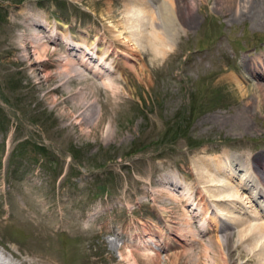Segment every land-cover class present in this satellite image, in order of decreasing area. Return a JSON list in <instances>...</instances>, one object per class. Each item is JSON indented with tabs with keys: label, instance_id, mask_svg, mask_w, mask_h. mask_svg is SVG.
Masks as SVG:
<instances>
[{
	"label": "rangeland",
	"instance_id": "rangeland-1",
	"mask_svg": "<svg viewBox=\"0 0 264 264\" xmlns=\"http://www.w3.org/2000/svg\"><path fill=\"white\" fill-rule=\"evenodd\" d=\"M201 1L0 0V252L7 258L13 257L10 245L54 256L58 264H255L250 259L259 246L248 239L258 233L247 228L264 225V170L245 182L233 173L229 156L264 153V104L251 92L256 105L250 114L238 109L247 100L229 75L264 83L240 69L243 56L264 53V25L251 17L230 19L221 0ZM175 2L190 4L198 21L182 25L168 55L151 62L153 47L139 39V30L149 32L155 22L143 9H153L160 16L156 30L171 37L166 14ZM47 19L112 46L102 54L106 64L118 65L115 72L98 77L76 64L89 78L77 87L101 110L95 130L90 126L95 134L84 133L88 128L68 115L43 77L46 70L61 75L56 71L60 58L70 55L67 43L54 50L46 37L49 60L19 59V41L46 32L39 23ZM122 30L132 39L128 46ZM224 180L238 191L236 207L212 200L229 192L212 185ZM230 210L237 217L225 214ZM170 224L182 245L165 244Z\"/></svg>",
	"mask_w": 264,
	"mask_h": 264
},
{
	"label": "bare ground",
	"instance_id": "bare-ground-1",
	"mask_svg": "<svg viewBox=\"0 0 264 264\" xmlns=\"http://www.w3.org/2000/svg\"><path fill=\"white\" fill-rule=\"evenodd\" d=\"M124 1H126V0H124ZM130 1L137 2L139 0H137V1L130 0ZM203 1L204 0H202L201 2H203ZM180 3H181V1H180ZM180 3L177 4L175 2L174 5H173V7L170 8V10L169 9L167 10L168 11L167 14H166L167 21L171 24V27L173 26L172 27V29H173V32H172L173 33V36H171V37L168 36V34L164 33L163 31L156 30V28H155L156 26L155 25H157V19L160 16H158L157 13H155L153 15L152 14L153 12L151 11L153 9H147V8L143 9V11H144V17H146L148 15H150V16L152 15L151 16L152 17V20H154V22H155L154 28H152V30H150L149 32H146V31L141 32V30H139L140 31L139 32V36H140L139 39L140 40L141 39L146 40L145 42L151 44V46L153 47L152 48V50H153L152 52L154 54V57L151 58V62L156 63V61L158 59L159 60L161 59L159 56H163V55L166 56V54L170 51V47L172 46V43L171 42L178 35H180V33H181L180 31H181L182 25H184L186 28L187 27H192V26H195L196 23H197V21H198V20L196 21L197 17H196L195 12H193V10H191V8H192L191 5L190 4H186V3H184V5H181ZM185 4H186V6H185ZM218 5L221 6V9H224V10L227 9L226 10V12H227L226 15H227V17H230V19L237 18L238 20L245 21V19L251 17L254 25H264V0H221V2L218 3ZM236 7H239L240 9L234 10ZM199 8L202 9L201 5L199 6ZM141 11H139V12H133V14H135L134 15L135 21H138V20L140 21L141 20V14H142ZM126 13L131 14L132 11H130V9L126 8L125 14ZM154 16H156V17H154ZM142 18H143V16H142ZM53 22L51 20H48L47 19L46 22L39 23L40 25H42L41 26L42 28H46V32H42V30H41L40 32H37V33L35 32L36 34L34 33V35H32V36H30L28 34H25V36L23 35L24 36L23 37L24 41H19L20 42L19 43L20 44V47L22 49V52L19 55V59H21L22 61H25V62H29L30 64H34V63H38V62H41V61L49 60V58H48L49 54L47 52L51 51V49H49L48 43L45 42L46 37L47 38H50L51 41H54L55 42L56 48L55 47H54L55 49L52 48L54 50H57L58 49V46L60 44L67 43V45H68L67 48H69V50H71L70 51V55L62 56L60 58L61 61H62V63H59L60 66H61V68H60V70L56 71L58 74H61V75L59 77H57L58 75L57 76L54 75V77H53L52 72L46 70L44 72V74H43V77L44 78H47L46 80H48V82H50V84H49V86L47 88L49 90V92L50 91H53V92H56L57 91L60 94L59 98L56 99V101L57 102H60V103H65V106L66 107H69L68 108L69 109L68 115L69 116L71 115L72 117L76 118L78 120V123H80V126H82V128L83 127L88 128V130H86L84 133H86L87 136L88 135L95 134L96 131L94 132L93 130H91L90 129V126H92L93 129H94V126L93 125L98 124L101 121V119H99V117L101 115V110L96 107V104H93V103H90L89 102L90 101L89 100V94L90 93H88V91H85V88L84 87H77L80 84H82L83 81L84 82H85V80H88L89 81V78L82 71V68H81V70L79 68H77V65L76 64H78L80 62V64H83L86 68H89L90 70H92V68H93V70L95 69L94 72H95V74L97 76L98 75L100 76V73H104V72L107 73L108 71L109 72H115L117 70V67L116 66H118V65L117 64H115V65L114 64L113 65L112 64H106L107 63L106 62V60H107L106 58L107 57H106V55H103L102 54L103 53V50L106 49V48L110 52V49L112 48V46L107 41L101 42V40L98 37H96L94 40L89 41V40H87L82 35L77 36L75 34H72L65 27H64L65 29H62V28L57 29L55 27V23H53ZM125 32H127V30H125V31L122 30V31H120V34L119 35L120 36L123 35L122 38L124 39L125 45H127V44H129L131 42L132 39H131V37H129V35L124 34ZM138 43H140V42H138ZM125 49H127V47ZM258 50L262 51V49H258ZM64 51H66V50H64ZM118 51H120L122 53L126 52L125 50H120V49ZM97 59H100V61H97ZM241 59H242L241 64H240L241 71L242 70L243 71H246L247 73H249V75H251L252 77H255L258 80L260 78H263L264 79V53L263 54H260V55H253L252 57L251 56L248 57V55L247 56H243ZM145 62H146V57H144L143 59H141V62H140V65L141 66L138 67V68L143 69L144 65H146ZM43 67L44 66H42V67L39 66L40 69H42ZM151 68H153V66ZM140 69H138V70H140ZM119 79H120V76H119ZM229 79L232 82L235 83V85L239 88V91H241L242 96L247 100V103L245 104V107L242 108L241 104H238L237 105L238 106V109H240L241 111H243L245 114H248V115L250 114L251 110L256 105V101L253 100L252 97H251L252 96V93L251 92H255V98H260V100L264 104V83L263 82L256 81L254 84H252L250 82L248 83V81L245 78V75L243 76V75H241L239 73H237V74H230L229 75ZM115 80L116 79H114L112 81L115 82ZM41 83L43 85V82H41ZM66 84H70V85H72V87L70 89L65 88L66 87ZM93 86H95V82H90V84L86 87V89L91 90V88H93ZM98 87H99V85H98ZM98 90H100V89H98ZM104 120H105V118H104ZM240 156H239L240 159L237 158L236 156H234V154H233V156L232 155L229 156L231 162H233V165H234V168H231V169H232L233 173H235V174L236 173L237 174H240L241 173L243 179H246L245 182L250 181V180H248V178H250V173L257 174V172L259 170L260 171L261 170H264V153H262V152L261 153H259V152H253L251 154H243V157H242V155H240ZM261 159H262V161H261ZM236 160H237V162L234 163ZM207 165H209L210 167H212V165L210 163L207 164ZM230 166H232V165H230ZM216 167H217V165H216ZM207 168H209V167H207ZM217 168H219V167H217ZM228 168H229V166H228ZM200 172L203 175L205 174L204 173V170H203V172L202 171H200ZM207 172L209 173L210 171H207ZM216 177H217V175H216ZM210 182H212V181H210ZM230 183L231 182L229 180H224L222 182H214V184L211 183L212 185H216V186L222 185L224 187V188L221 187L222 189L229 190V192L226 193V195H224V197H222V195L220 196V194H223V193H218L216 191L218 194H216L215 197H213L214 199H212V200H216V199L217 200L218 199H223V200L225 199L226 201L229 200L233 204V207H236L235 204L239 200V199L237 200L238 191L237 192L235 190L232 191L231 187L233 185L231 186ZM212 202H214V201H212ZM231 211L232 210L227 211V212H225V214L226 215L228 214V215H230L232 217H237V215L236 216H233V215H235V213L231 214ZM41 214H43V213H41ZM228 217L229 216H227V219H228ZM220 219H218V220H220ZM236 219H238V218H236ZM43 220H45V219H43ZM51 221H52V219H51ZM228 221L230 222V224H235L236 225V223H238V220H235L234 218H233V220L228 219ZM228 221H227V223H228ZM212 222H213V220H212ZM222 223H224V222H222ZM42 224L40 223V225H42ZM253 224L251 223L248 226L249 228H247V230L248 229H250V230L251 229L252 230L253 229L254 230L256 229V231H257L258 234H256L255 236L254 235L253 236L250 235V237L248 236L249 237L248 240L251 241V239H252V242H254L253 240L256 239L255 241H257V245L259 246V248L257 247L258 248V252H256L254 255H252L253 253L251 254L252 256H255L257 258H255V259L253 258V259H250V260H253L255 262V264L256 263L257 264H262V263L264 264V238H263L264 237V225H260V224H262L261 222H260V224L258 223L259 225L257 223H256V225H253ZM223 228H224V226H223ZM240 229H239V231H240ZM82 230L84 231L86 229H82ZM230 230H228V231H230ZM237 230L238 229H236V231ZM260 230L263 231V233H261ZM176 231L177 230L174 228V226L172 224H170L168 226L167 233H168V236L169 237H168V239L166 241L167 243H165V244H167V245L169 244V246H170L171 243L176 242L177 244L182 245L181 244V241H179V239L177 237H174ZM253 231H252V234H255L256 232H253ZM259 231H260V234H259ZM145 232H146V229H145ZM223 233H225V232H223ZM243 233L244 232H241V234H243ZM250 234H251V232H250ZM230 235H232V233H228V236H230ZM240 236H242V235H240ZM240 236H238V237L240 238ZM258 237H259V239H258ZM172 238H174L175 241H173ZM165 239H166V237H165ZM246 239H243V240H246ZM11 240H13V238ZM0 242H1V240H0ZM255 244L256 243H254L253 246H256ZM110 245L112 246V249L117 250L116 247H118V245H116V242L115 241H111V244ZM253 248L254 247H252L251 249H253ZM7 249L10 251L11 254H13V257L9 259V258H7L5 252H3V251L0 252V264H58V262H56L57 259L54 256H49V255L47 257L41 256V255L34 256V254L32 255L28 251L24 250L22 247H18V248L15 247L14 248V247H12L10 245H7ZM251 249H249V253H251L250 252ZM253 250H256V248L253 249ZM253 252H255V251H253ZM29 254L31 255L32 258H29L28 257ZM224 258L226 259V257H224Z\"/></svg>",
	"mask_w": 264,
	"mask_h": 264
}]
</instances>
